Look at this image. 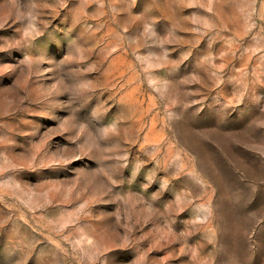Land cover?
<instances>
[{
  "label": "rangeland",
  "instance_id": "374dc122",
  "mask_svg": "<svg viewBox=\"0 0 264 264\" xmlns=\"http://www.w3.org/2000/svg\"><path fill=\"white\" fill-rule=\"evenodd\" d=\"M0 264H264V0H0Z\"/></svg>",
  "mask_w": 264,
  "mask_h": 264
}]
</instances>
